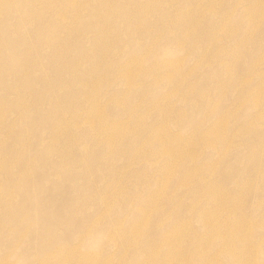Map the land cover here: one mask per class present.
<instances>
[{
	"label": "rangeland",
	"instance_id": "rangeland-1",
	"mask_svg": "<svg viewBox=\"0 0 264 264\" xmlns=\"http://www.w3.org/2000/svg\"><path fill=\"white\" fill-rule=\"evenodd\" d=\"M1 1L0 264H264V0Z\"/></svg>",
	"mask_w": 264,
	"mask_h": 264
},
{
	"label": "bare ground",
	"instance_id": "bare-ground-1",
	"mask_svg": "<svg viewBox=\"0 0 264 264\" xmlns=\"http://www.w3.org/2000/svg\"><path fill=\"white\" fill-rule=\"evenodd\" d=\"M40 2H42V0H40ZM3 11V12H2ZM45 11V4L44 2L41 3V7L39 9V13H42ZM2 13H5V6L3 4V2L0 0V24H7L9 21V17H5L4 15H2ZM25 13H27V10L25 9ZM41 15V14H40ZM39 16V15H38ZM37 16V20H39ZM194 26H196V22L193 19L190 29H192L193 31H196V28L194 29ZM194 38H196V35L194 36ZM24 42V40L21 38L20 36V32L17 31L14 34H7V35H2L0 37V61L4 62L5 60L11 58V57H16L19 56V52H18V47L20 45H22V43ZM8 44V46L11 49V52L8 54H5L3 52L4 47H6ZM24 53L21 54V56H19L22 59H30V52L28 51L27 47L23 49ZM15 55V56H14ZM213 62V60H212ZM24 67H26L25 65H19L18 68L19 69H23ZM27 72V71H26ZM24 77L19 78V81L23 82L25 81V75H23ZM67 203H70V200L67 201ZM50 203H46L44 202L41 198H39L38 200L35 201V207L33 211H28L26 209L23 210H19V207L17 206L16 208H12L13 210V215L16 216L19 219H22V223L24 224V226H27L28 223H30L32 226L36 225L37 229H32L31 232H38L40 233V247L43 250V253L41 256V258L39 259L38 262H40V264H49L51 262V259L54 258L55 256H59V258L62 259V261H67V260H71L74 261V248H67V246H62L64 243H62L59 240V234L63 229H70L73 225H74V214H78L79 215V210L78 207H76V210H72L71 213H67L65 215H61L60 213H58L57 211H54L50 208H47L49 206ZM10 210V207H9ZM26 212L30 213V216L27 217ZM234 214L236 217L238 216L237 213H232ZM239 215H241V221L237 222V226H239V228L243 229V227H245L247 225V220L245 221V223H242L245 219H244V214L242 212L239 213ZM95 220V218H94ZM93 220V221H94ZM91 221L86 230L92 226V222ZM263 225L264 227V222L260 223V226ZM28 227V226H27ZM16 231L18 233H20L17 229ZM264 238V236H262ZM42 238V239H41ZM236 238H237V234H236ZM12 239V238H11ZM50 240H55L56 242H58L54 248L49 249V244H50ZM238 241V240H237ZM148 244V242H147ZM29 246H32V242L30 241ZM83 245V244H82ZM245 244L242 245H238L241 247H243ZM151 248V247H150ZM238 248V247H237ZM239 248V250H240ZM152 249V248H151ZM41 250V252H42ZM67 250V251H64ZM18 252V250H14L13 249V253L14 255H17L16 253ZM243 254L246 253V251H241ZM239 255V252H237L236 255H234L232 262L233 264H244L243 259H239L237 262L234 261L235 259H237ZM250 255V254H248ZM67 256V257H65ZM228 257V256H227ZM148 260L151 259L150 256H147ZM65 259V260H64ZM146 259V258H145ZM186 262H190V260L188 261V259L185 260ZM152 263V262H151ZM73 264H77L76 262H74ZM249 264V262H248Z\"/></svg>",
	"mask_w": 264,
	"mask_h": 264
}]
</instances>
